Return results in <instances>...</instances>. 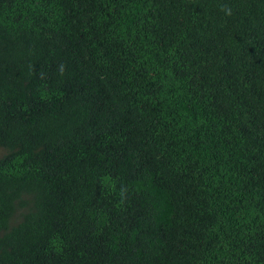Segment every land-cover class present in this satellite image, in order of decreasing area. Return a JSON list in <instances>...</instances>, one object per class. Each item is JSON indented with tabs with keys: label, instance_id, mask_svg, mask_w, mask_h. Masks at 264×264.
<instances>
[{
	"label": "trees",
	"instance_id": "obj_1",
	"mask_svg": "<svg viewBox=\"0 0 264 264\" xmlns=\"http://www.w3.org/2000/svg\"><path fill=\"white\" fill-rule=\"evenodd\" d=\"M0 264H264V0H0Z\"/></svg>",
	"mask_w": 264,
	"mask_h": 264
},
{
	"label": "rangeland",
	"instance_id": "obj_2",
	"mask_svg": "<svg viewBox=\"0 0 264 264\" xmlns=\"http://www.w3.org/2000/svg\"><path fill=\"white\" fill-rule=\"evenodd\" d=\"M4 150L2 148H0V157L4 154Z\"/></svg>",
	"mask_w": 264,
	"mask_h": 264
}]
</instances>
